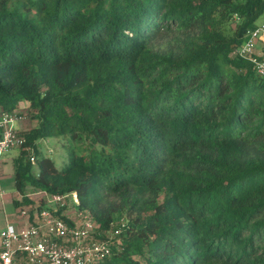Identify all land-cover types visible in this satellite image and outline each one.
<instances>
[{
    "label": "trees",
    "instance_id": "trees-1",
    "mask_svg": "<svg viewBox=\"0 0 264 264\" xmlns=\"http://www.w3.org/2000/svg\"><path fill=\"white\" fill-rule=\"evenodd\" d=\"M261 14L264 0H0V107L28 99L37 120L14 157L21 202L75 191L97 237L125 218L94 264H264V76L233 53ZM47 136L68 164L39 151Z\"/></svg>",
    "mask_w": 264,
    "mask_h": 264
},
{
    "label": "built area",
    "instance_id": "built-area-1",
    "mask_svg": "<svg viewBox=\"0 0 264 264\" xmlns=\"http://www.w3.org/2000/svg\"><path fill=\"white\" fill-rule=\"evenodd\" d=\"M263 34L264 25L249 28L244 41L233 51L252 61L261 76H264V47L258 44L264 41ZM22 118L23 114L16 109L0 108V161L4 152L24 145L26 136L22 127L15 125ZM31 159L35 161L36 155ZM36 191L55 206L25 204L19 208L25 221H8L0 228V264H94L112 253L113 238L110 234L96 236L102 231L88 210L77 207V192ZM68 199L73 201L74 214L65 210ZM126 224L127 220L120 218L112 233L118 236Z\"/></svg>",
    "mask_w": 264,
    "mask_h": 264
},
{
    "label": "rangeland",
    "instance_id": "rangeland-1",
    "mask_svg": "<svg viewBox=\"0 0 264 264\" xmlns=\"http://www.w3.org/2000/svg\"><path fill=\"white\" fill-rule=\"evenodd\" d=\"M255 24L264 25V14H261L255 20ZM29 105H30V102L28 99H22L21 101L18 102V106H17L18 110H21L19 112L23 114L22 119H23L24 128L32 127L37 122V120L34 119L29 113V109H30ZM15 125L19 127V126H22V123L20 121H16ZM83 147L84 146L78 147V149L82 150ZM71 148L72 146L69 145V143H67L66 139L63 136L44 137L40 140L39 145H38L39 151L43 152L44 154L52 156L58 166H63V165L68 164L69 159H70V149ZM18 153H19V148H12L9 151L4 152L2 155L15 157V155H18ZM32 153L34 155H37V151L35 149L32 150ZM35 170L37 171L39 170V165L37 163L35 164ZM27 193L29 194L30 197H32L31 198V200L33 201L32 203H42L43 206H48V207L55 206V203L52 202V200L50 199L47 200V198L43 195V193H38V191H36L35 188L30 187ZM2 194H3V191L0 188V208L4 205V201H5ZM19 195H21V193H19ZM48 196L51 197L50 194ZM68 202L69 203L66 206L65 210L70 211L72 214H74L73 201L71 199H68ZM112 232H113V229L106 231L105 233L110 234L114 242H119V237L115 236Z\"/></svg>",
    "mask_w": 264,
    "mask_h": 264
},
{
    "label": "crops",
    "instance_id": "crops-1",
    "mask_svg": "<svg viewBox=\"0 0 264 264\" xmlns=\"http://www.w3.org/2000/svg\"><path fill=\"white\" fill-rule=\"evenodd\" d=\"M258 45L260 48L264 47V41L260 40ZM16 110H18V108H16ZM21 123H22L21 127L24 128L23 119L21 120ZM0 188L3 191L2 195L5 200L4 205L0 208V228L3 227L8 221H19V222L25 221L26 218L21 216V214L19 213V208H21L24 204L21 202L22 194L19 195L20 192L15 187L14 157L12 156H5V155L1 156ZM17 199L20 202L19 205L15 203V200Z\"/></svg>",
    "mask_w": 264,
    "mask_h": 264
}]
</instances>
